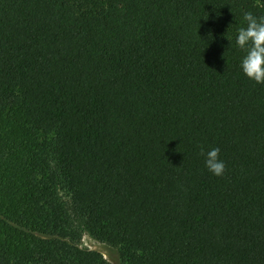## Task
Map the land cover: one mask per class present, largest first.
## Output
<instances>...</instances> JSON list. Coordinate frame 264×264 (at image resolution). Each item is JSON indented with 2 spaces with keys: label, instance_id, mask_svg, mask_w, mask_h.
I'll return each instance as SVG.
<instances>
[{
  "label": "trees",
  "instance_id": "trees-1",
  "mask_svg": "<svg viewBox=\"0 0 264 264\" xmlns=\"http://www.w3.org/2000/svg\"><path fill=\"white\" fill-rule=\"evenodd\" d=\"M264 0H0V264H264ZM221 149L222 176L201 155Z\"/></svg>",
  "mask_w": 264,
  "mask_h": 264
},
{
  "label": "clouds",
  "instance_id": "clouds-1",
  "mask_svg": "<svg viewBox=\"0 0 264 264\" xmlns=\"http://www.w3.org/2000/svg\"><path fill=\"white\" fill-rule=\"evenodd\" d=\"M246 26L238 30L236 43L245 51L241 61L243 73L257 84H264V16L257 17L252 12H245ZM221 149L213 147L205 151L201 147V155L205 156L207 169L216 176L226 171V163L220 159Z\"/></svg>",
  "mask_w": 264,
  "mask_h": 264
},
{
  "label": "rangeland",
  "instance_id": "rangeland-1",
  "mask_svg": "<svg viewBox=\"0 0 264 264\" xmlns=\"http://www.w3.org/2000/svg\"><path fill=\"white\" fill-rule=\"evenodd\" d=\"M82 246L102 252L110 264H121V258L117 250L97 240L89 233H85Z\"/></svg>",
  "mask_w": 264,
  "mask_h": 264
}]
</instances>
